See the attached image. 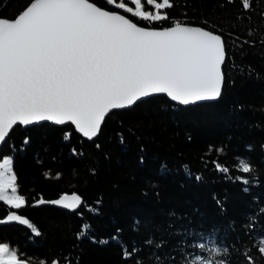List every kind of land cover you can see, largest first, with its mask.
Returning a JSON list of instances; mask_svg holds the SVG:
<instances>
[{"label": "trees", "instance_id": "obj_1", "mask_svg": "<svg viewBox=\"0 0 264 264\" xmlns=\"http://www.w3.org/2000/svg\"><path fill=\"white\" fill-rule=\"evenodd\" d=\"M90 2L105 6L104 0ZM172 2L165 10L169 21L149 25L124 14L143 27L179 21L221 35L228 60L220 99L182 107L167 96L149 98L112 112L93 141L72 125L15 128L0 158L12 157L29 204L19 214L41 234L10 223L0 225V242L30 264H67L65 257L71 264H156L153 254L165 264H185L196 255L209 257L195 247L199 243L227 248L230 264H241L251 249L261 264L254 245L264 237V0H252L250 11L241 0ZM28 3L0 0V17L15 18ZM237 158H246L254 170L238 171ZM215 163L229 171L216 170ZM64 194L79 195L81 209L31 206L41 196L50 201ZM6 215L0 205V217ZM84 224L90 228L77 238ZM122 245L137 251L125 260Z\"/></svg>", "mask_w": 264, "mask_h": 264}, {"label": "snow or ice", "instance_id": "obj_2", "mask_svg": "<svg viewBox=\"0 0 264 264\" xmlns=\"http://www.w3.org/2000/svg\"><path fill=\"white\" fill-rule=\"evenodd\" d=\"M104 5L90 0H29L15 18L0 17V145L16 126L46 121L70 124L75 132L93 140L114 110L130 108L157 94H165L180 105L221 96L228 60L221 35L179 21L161 29L141 27L107 7L151 25L171 20L165 10L174 7L172 0H104ZM146 6L151 10H146ZM241 6L250 11L252 0H241ZM68 138L66 134L65 139ZM24 143H28L27 139ZM73 153L76 154L75 149ZM237 160L238 171L254 170L246 158ZM215 168L229 171L219 163H215ZM236 179L249 183L242 177ZM17 180L13 159L0 158V205L7 212L0 217V225L18 223L39 236L37 227L19 214L29 204L20 194ZM83 203L77 194H64L53 201L41 196L31 206L53 204L76 211ZM89 228L88 224L82 225L77 238L85 236ZM145 243L151 245L153 241ZM195 247L207 251L209 257L196 255L185 264H230L227 248H209L205 243ZM254 247L264 264V237ZM122 250L125 260L137 251L133 248L130 252L123 245ZM153 255L156 264H165L160 256ZM243 256L241 264H257L251 249ZM64 259L71 264L68 257ZM0 264L30 261L21 258L9 243L0 242ZM51 264L61 261L56 259ZM136 264L142 262L138 259Z\"/></svg>", "mask_w": 264, "mask_h": 264}, {"label": "water", "instance_id": "obj_3", "mask_svg": "<svg viewBox=\"0 0 264 264\" xmlns=\"http://www.w3.org/2000/svg\"><path fill=\"white\" fill-rule=\"evenodd\" d=\"M120 14H122V15H126V14H124V13H121L120 12ZM127 16V15H126ZM128 17V16H127ZM129 18V17H128ZM130 19V18H129ZM186 25V24H185ZM140 26V25H139ZM187 26H193V25H187ZM141 27H143V26H141ZM193 27H198V26H193ZM200 28H202V27H200ZM205 29V28H204ZM205 30H207V29H205ZM209 31V30H208ZM215 34V33H214ZM223 88H224V86H223ZM222 91H223V89H222ZM222 95V94H221ZM157 96H166L165 94H157V95H155V96H152V97H150V98H153V97H157ZM221 97V96H220ZM220 97L218 98V99H216V100H211V101H202V102H198V103H196V104H191V105H180V104H178V103H176V102H173L175 105H178V106H182V107H190V106H195V105H198V104H203V103H211V102H216V101H218L219 99H220ZM147 99H149V98H147ZM146 99V100H147ZM138 103H140V102H138ZM137 103V104H138ZM135 106V105H134ZM134 106H132V107H134ZM132 107H130V108H132ZM127 109H129V108H127ZM122 110H126V109H119V110H114L113 112H115V111H122ZM44 123H51V124H54L53 122H50V121H46V122H39V123H36V124H33V125H30V126H27V127H24V126H20V127H23V128H28V127H32V126H36V125H41V124H44ZM105 123V122H104ZM104 123H103V125H104ZM54 125H56V124H54ZM68 125H70V124H66V125H57V126H60V127H64V126H68ZM103 125H102V127H103ZM18 126H16L15 128H17ZM74 127V126H73ZM14 128V129H15ZM13 129V130H14ZM101 130H102V128H101ZM13 132V131H12ZM11 132V133H12ZM101 132V131H100ZM11 133H10V135H11ZM79 134V133H78ZM9 135V136H10ZM79 135H81V134H79ZM99 135H100V133H99ZM99 135L97 136V137H95L93 140H96L98 137H99ZM82 136V135H81ZM83 137V136H82ZM9 138V137H8ZM8 138H6V140H5V142L7 141V139ZM84 139H86V140H88L87 138H85V137H83ZM93 140H89V141H93ZM5 142L2 144V145H0V150H1V148L3 147V145L5 144ZM67 195H72V194H67ZM59 199V198H58ZM56 200V199H55ZM50 201H53V200H50ZM84 204V203H83ZM83 204L76 210V211H78V210H80L81 209V207L83 206ZM40 206H52V207H55V208H59V209H63V210H66V211H70V210H68V209H64V208H62V207H60V206H56V205H53V204H44V205H40Z\"/></svg>", "mask_w": 264, "mask_h": 264}, {"label": "rangeland", "instance_id": "obj_4", "mask_svg": "<svg viewBox=\"0 0 264 264\" xmlns=\"http://www.w3.org/2000/svg\"><path fill=\"white\" fill-rule=\"evenodd\" d=\"M146 10H151V9H150V7L146 6ZM5 157H11V156H5Z\"/></svg>", "mask_w": 264, "mask_h": 264}]
</instances>
